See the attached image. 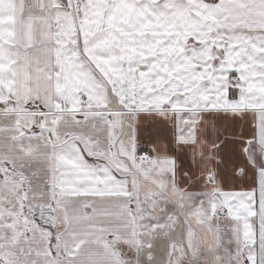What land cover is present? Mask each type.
I'll use <instances>...</instances> for the list:
<instances>
[{
	"label": "snow or ice",
	"instance_id": "obj_1",
	"mask_svg": "<svg viewBox=\"0 0 264 264\" xmlns=\"http://www.w3.org/2000/svg\"><path fill=\"white\" fill-rule=\"evenodd\" d=\"M0 264H264V0H0Z\"/></svg>",
	"mask_w": 264,
	"mask_h": 264
}]
</instances>
